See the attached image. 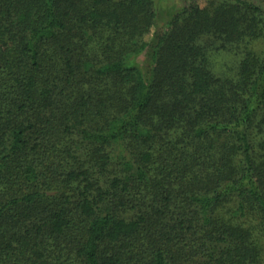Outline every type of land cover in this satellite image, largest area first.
Returning a JSON list of instances; mask_svg holds the SVG:
<instances>
[{
  "label": "trees",
  "instance_id": "obj_1",
  "mask_svg": "<svg viewBox=\"0 0 264 264\" xmlns=\"http://www.w3.org/2000/svg\"><path fill=\"white\" fill-rule=\"evenodd\" d=\"M205 1L0 0V264H264V0Z\"/></svg>",
  "mask_w": 264,
  "mask_h": 264
},
{
  "label": "rangeland",
  "instance_id": "obj_2",
  "mask_svg": "<svg viewBox=\"0 0 264 264\" xmlns=\"http://www.w3.org/2000/svg\"><path fill=\"white\" fill-rule=\"evenodd\" d=\"M157 2L158 21L163 24L171 16V14L190 3V0H155ZM202 0V3H205ZM219 65V57L215 59Z\"/></svg>",
  "mask_w": 264,
  "mask_h": 264
}]
</instances>
